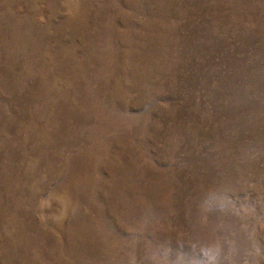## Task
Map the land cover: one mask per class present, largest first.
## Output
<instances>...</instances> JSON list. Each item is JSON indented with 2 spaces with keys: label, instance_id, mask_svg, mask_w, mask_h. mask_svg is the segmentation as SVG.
<instances>
[{
  "label": "rangeland",
  "instance_id": "374dc122",
  "mask_svg": "<svg viewBox=\"0 0 264 264\" xmlns=\"http://www.w3.org/2000/svg\"><path fill=\"white\" fill-rule=\"evenodd\" d=\"M0 264H264V0H0Z\"/></svg>",
  "mask_w": 264,
  "mask_h": 264
}]
</instances>
